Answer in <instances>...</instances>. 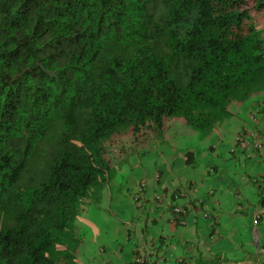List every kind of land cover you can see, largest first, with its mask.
I'll return each instance as SVG.
<instances>
[{
	"label": "trees",
	"instance_id": "trees-1",
	"mask_svg": "<svg viewBox=\"0 0 264 264\" xmlns=\"http://www.w3.org/2000/svg\"><path fill=\"white\" fill-rule=\"evenodd\" d=\"M257 92L264 0H0V264L73 259L89 189L111 197L114 172L173 144L175 119L211 133ZM257 110L243 130L264 144Z\"/></svg>",
	"mask_w": 264,
	"mask_h": 264
},
{
	"label": "crops",
	"instance_id": "crops-1",
	"mask_svg": "<svg viewBox=\"0 0 264 264\" xmlns=\"http://www.w3.org/2000/svg\"><path fill=\"white\" fill-rule=\"evenodd\" d=\"M263 98V94L258 93L232 107L230 117L214 131L224 136L217 148L204 143L206 140L198 145L197 150L201 151L198 161L214 168L212 172L207 168L209 174H215L213 182H201L196 173L200 174L202 168L195 161V151L190 148L191 145L181 143L180 139L178 141V137L172 145L153 148L160 160L150 165L138 163L137 167V158L134 157L135 165L125 168L133 170L137 176L128 177L123 172L115 175L122 182H131L134 186L138 177L147 178L148 183L154 181L157 171L160 172L157 185L153 182V187L147 192L145 199L148 205L144 211L135 209L132 190L123 193L129 196L124 205L132 207L133 214L143 218L142 232L146 241H133L136 232L133 234L127 230L130 221L125 220L117 208L114 209V196L120 192L113 187L114 194L109 197L101 190L102 199H98L97 205L90 204L75 217L73 226L79 228V234L74 232L77 236L76 244H72L74 256L71 260L61 259L60 264H132L133 256L142 250L147 252V249H150L152 264H264V151L250 159L240 155L241 151L234 155L229 148L231 135L250 124L248 112L253 108L258 111ZM258 126L264 140V122ZM186 152L191 155L189 160L185 159ZM246 173L263 175L262 184L254 185L242 177ZM200 184L208 186L203 188ZM162 188L187 192L178 199L189 209L183 222L173 223L172 210L168 206L153 204L152 196ZM212 188L215 189L213 197L209 194ZM206 210H209L207 216L204 215ZM257 212L261 217L259 224L255 225L252 220ZM109 221H114L116 225L104 224ZM125 226L126 231H123L121 228ZM87 227H90V243L83 244ZM215 228L220 235L216 240L210 238ZM123 237L127 238L126 242L120 241ZM101 243L105 251L99 254ZM160 255L161 263L157 260Z\"/></svg>",
	"mask_w": 264,
	"mask_h": 264
},
{
	"label": "rangeland",
	"instance_id": "rangeland-1",
	"mask_svg": "<svg viewBox=\"0 0 264 264\" xmlns=\"http://www.w3.org/2000/svg\"><path fill=\"white\" fill-rule=\"evenodd\" d=\"M173 122H174L173 125L175 126L174 131H176V139L174 140V142L177 141V137H178V141L180 139L181 143L184 142L185 145H187V144L191 145L190 148H192L193 151H195V155H196L195 161H198V159L200 158V153H201V151L199 149L197 150L198 145H201L202 142H204L205 140L206 141L204 143L219 145L221 143V140L224 138V136L221 133L216 134L214 131L212 133H209V135L207 134L208 132L206 133L204 131L197 130V129H193L191 131L192 127L190 128V127L184 126L182 120L175 119ZM227 134H230V132H227ZM207 135H208V137H207ZM238 135H241V134L240 133H233L231 135L230 146H229L230 149L239 145V144H242V143H239L237 140V138L239 137ZM217 152H219V149H217ZM156 155L157 154L154 153L153 150H145L143 155L139 159L137 158V167H138V163L150 165L152 162L160 160L157 158ZM198 162L201 164L200 168H202V171H200V174L196 173V175L201 177V182H206V181L207 182H209V181L213 182L215 180L214 179L215 174L214 173L209 174L207 172V168H209V167H206V165H202L203 161H198ZM125 166H126V164H125ZM125 166L123 167L122 170L114 172V174L115 175H121V173L123 172L128 177H134L133 170L126 169ZM153 182H155V184L157 185V178H155L154 181L148 182L146 184V190H151V188L153 187V185H152ZM112 185H113L115 190L120 192V193L115 194V196H114L115 197L114 198V205H115L114 209L117 208V210L119 211L121 216H123V218L125 220L130 221L129 228L127 230L128 231L131 230V232L133 234H135V232H136V235L133 236V241H136L139 243L146 241L147 239L144 238L145 236H144V233L142 232L143 218L141 216H138L136 213L133 214V208L132 207L124 205L129 196L123 195V193L125 194V193H128L130 191V189L132 187L131 182L124 183L119 178H117V176H116L113 178ZM200 185L203 188H206L208 186V184H200ZM210 186H211V184H210ZM151 192H153V191H151ZM119 195H122V196L116 198ZM137 210L142 212L145 209H137ZM104 224L107 226H115L116 225L114 221L105 222ZM72 229L74 230V232L76 234H79L78 233L79 228L72 226ZM121 229L123 231H126V226L121 228ZM89 230H90V227H87V232L85 234V241L83 244L90 243V238L88 236L91 233L90 232L88 233ZM219 236L220 235H217L216 239H218ZM120 241L126 242L127 238L123 237ZM148 241H150V239H148ZM136 248H138V247H136ZM104 251H105L104 244L101 243L98 253L102 254V253H104ZM149 252H150V249H147V252L142 250L141 253L140 252L139 253L142 254L143 256H147L148 263L152 264L153 258H152V255L149 254ZM131 253H132V251H131ZM157 260L159 263H161L162 255H160Z\"/></svg>",
	"mask_w": 264,
	"mask_h": 264
},
{
	"label": "clouds",
	"instance_id": "clouds-1",
	"mask_svg": "<svg viewBox=\"0 0 264 264\" xmlns=\"http://www.w3.org/2000/svg\"><path fill=\"white\" fill-rule=\"evenodd\" d=\"M258 93H261V92L254 93L252 96H254L255 94H258ZM252 96H251V97H252ZM247 100H248V99H247ZM244 102H245V101H244ZM261 103H262V101H261ZM261 103H260V104H261ZM255 112H256V111H255L254 108H253L252 110H250V111L248 112V117L252 116ZM251 122H252V121H251ZM249 126H250V124H249ZM237 133H240V134H241V135H238L239 137L237 138V140H238L239 143H241V138H242V139H248L249 142H248L245 146H243L242 144H239V145H237V146L231 148V151H233L234 148L238 147V148L244 153L245 156H247L248 158H252V157H255V156H256V152H255V150L257 149L256 147L258 146V148H260L261 153H263V151H264V144L261 143V141L254 140L255 137H257V136H255L254 134H252V136L249 135V134H246L245 131H244L243 129H241V130H240L239 132H237ZM214 145H215V146H212L213 149H215V148L218 147V145H216V144H214ZM185 156H186V155H185ZM187 158H188V156L185 157L186 160H187ZM247 174H248V173H246V174H244V175H247ZM242 177H245V176H242ZM155 178H157V175L155 176ZM246 178H247V177H246ZM260 178H261V180L263 179L262 176H260ZM145 184H147V180H146V183L143 182V184H142V188L144 187ZM91 192H92V190L89 189L88 192H87V198H86V201H87V202H86L85 204H83L82 209H84V208H86V207H88V206L90 205ZM186 193H187V192H186L185 190L174 189V188H162V189H159L158 191H156V192L154 193V195L152 196V200H153L152 202H153V204H154L155 206H157V207L163 206V205H165V204L169 207V206H171V204H172L174 201L178 200L181 196H184ZM214 193H215V189H214V188L210 189L209 194H210L211 197L214 196ZM145 197H146V196H145ZM133 201H134V205H139V206L142 207V202H141V200H135V199H133ZM144 201H146V200H144ZM214 202L217 203L216 200H215ZM188 210H189L188 207H185V206L183 205V206H181V207H176V208L174 209V212H176V213H179L180 211H184V212L187 211V212H188ZM79 212H80V210H79ZM79 212L77 213V215L79 214ZM77 215H76V216H77ZM204 215H205V216L209 215V210H206V211L204 212ZM260 217H261L260 212H257L256 214H254V219L252 220V221H253V224H255V225L259 224ZM171 221H172L173 223H177V222H176V219H175L173 216L171 217ZM71 231H72V233H73V237H71V238L68 240L69 242L72 241L73 239H76V238H77V236H76V234L74 233V231H73V230H71ZM217 235H219L218 229H217L216 231L210 233V238L215 239ZM76 242H77V241L72 242L71 245L74 244V243H76ZM59 245H60V244H59ZM59 245H58V246H59ZM263 250H264V249H263ZM137 257H143V258L145 259V261H146V264H149V263H148V260L146 259V257L143 256V255L140 254V253H137V254H135V255L133 256L132 264L135 263V259H136Z\"/></svg>",
	"mask_w": 264,
	"mask_h": 264
},
{
	"label": "built area",
	"instance_id": "built-area-1",
	"mask_svg": "<svg viewBox=\"0 0 264 264\" xmlns=\"http://www.w3.org/2000/svg\"><path fill=\"white\" fill-rule=\"evenodd\" d=\"M248 142H249L248 139H242L241 138V143H242L243 146H245ZM134 264H146V261H145V259L143 257H137L135 259V263Z\"/></svg>",
	"mask_w": 264,
	"mask_h": 264
}]
</instances>
